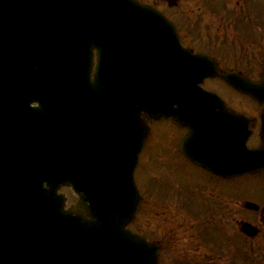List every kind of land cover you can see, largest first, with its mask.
Listing matches in <instances>:
<instances>
[{
	"label": "water",
	"instance_id": "1",
	"mask_svg": "<svg viewBox=\"0 0 264 264\" xmlns=\"http://www.w3.org/2000/svg\"><path fill=\"white\" fill-rule=\"evenodd\" d=\"M216 75L137 0H0V264H156L153 246L125 228L139 198L141 115L167 117L175 103L187 138L225 143L217 110L227 107L199 86ZM219 76L264 102V75ZM232 151L235 173L264 168L260 149ZM194 153L208 164V152ZM63 185L80 197L68 210Z\"/></svg>",
	"mask_w": 264,
	"mask_h": 264
},
{
	"label": "flooded vegetation",
	"instance_id": "2",
	"mask_svg": "<svg viewBox=\"0 0 264 264\" xmlns=\"http://www.w3.org/2000/svg\"><path fill=\"white\" fill-rule=\"evenodd\" d=\"M140 1L163 11L176 25L182 45L212 61L211 71L215 65L220 73L260 80L264 39L258 32L254 39L252 30L264 27V0ZM242 26L247 27L248 35L241 32ZM227 28L236 34H226ZM220 85L246 98L221 96L228 107L248 118L246 146L261 147L264 103L240 94L218 77L202 83L203 88L215 92V86ZM176 107L172 106L167 120L150 121L135 173L136 177L143 154L161 153L168 157L170 179L161 181L159 176L147 173L154 182L144 187L136 180L140 199L136 217L128 227L160 249L157 264H257V256L264 257V170L243 175L215 173L213 170L222 169L229 159L223 156L227 151L223 142L216 144L213 140L206 151L216 161L215 167L196 164L183 150L190 127L183 124ZM231 165L234 169L232 159ZM190 169L201 176L190 179ZM245 223L254 225L256 234L243 232Z\"/></svg>",
	"mask_w": 264,
	"mask_h": 264
},
{
	"label": "rangeland",
	"instance_id": "3",
	"mask_svg": "<svg viewBox=\"0 0 264 264\" xmlns=\"http://www.w3.org/2000/svg\"><path fill=\"white\" fill-rule=\"evenodd\" d=\"M255 14V13H253ZM255 29L252 30V34H253V38L255 39V37H258L257 32L259 33V35L262 36V38L264 39V27L257 29V27H254ZM226 30V29H225ZM232 30V28H227V33L226 34H236V33H229V31ZM241 32L245 35H248V31H247V27L242 26L241 28ZM225 34V32L223 33ZM222 85L215 86L217 88V92L223 97H228V95L226 96V94H231L232 95V99H246L244 97L235 95L233 92H231L230 90H228L225 87H221ZM147 173H153L154 175L159 176V180L161 181H166L170 179V175H169V166H168V157L165 154H143L141 157V162L139 165V169L137 171L136 174V180H137V184L141 187H144L147 183H151L153 180H150L149 177L147 176ZM187 173H190L189 178L190 179H198L201 175L198 171H193V170H189L187 171ZM160 174V175H159ZM154 182V181H153ZM260 182V181H258ZM62 191L67 195L68 197V203L73 202V200L75 199L74 193L72 192L71 189L69 188H64L62 189ZM257 264H264V257H259L257 256Z\"/></svg>",
	"mask_w": 264,
	"mask_h": 264
}]
</instances>
